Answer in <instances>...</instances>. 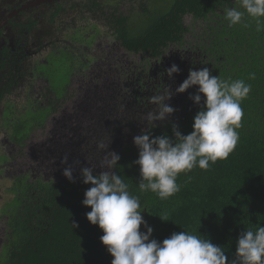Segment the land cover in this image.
Returning <instances> with one entry per match:
<instances>
[{
	"label": "trees",
	"instance_id": "16d2710c",
	"mask_svg": "<svg viewBox=\"0 0 264 264\" xmlns=\"http://www.w3.org/2000/svg\"><path fill=\"white\" fill-rule=\"evenodd\" d=\"M239 7V0H173L163 16L151 18L150 25L131 39V44L144 49H157L170 43H178L180 34L187 27L184 14L209 21L211 34L199 39L198 45L205 52H197L190 62H181L177 82L171 81L155 86L151 95L143 97V103L134 101L127 116L118 110L123 98L130 97L131 90L121 91L112 98L108 107L116 110L119 119L113 125L115 132L124 133L139 119L140 109H149L150 97L169 87L175 89L187 78L189 69L209 68L214 76L232 81L241 79L251 85L247 98L242 100L244 116L241 121L239 141L227 159L210 164L208 170L194 167L189 173H181L177 183L181 190L167 200H160L155 193L141 194L138 189L140 168L134 161L138 148L133 141L118 145L114 151L120 160L115 171L129 184V191L140 196L142 216L153 228L150 239L162 242L173 232L187 231L213 244L221 246L229 260L235 256L236 241L246 228L264 226V31L255 30V20L245 17V24L229 27L225 9ZM243 11V9H240ZM264 20V18H262ZM203 32H206L204 27ZM137 53V52H136ZM159 56L160 52H142ZM186 59V58H185ZM187 63V64H186ZM255 74L250 79V74ZM154 86L155 83H152ZM198 86H192L183 93H175L174 115L166 121H155L142 131L151 130L152 136L167 134L173 137L172 124L178 125L182 134H189L193 128L194 116L203 105H197L190 94ZM130 102V100H129ZM177 113V114H176ZM141 114V112H140ZM129 127V128H130ZM141 131V132H142ZM141 132L139 134H141ZM94 174H98L93 172ZM91 184L83 183L80 172L75 182L58 183L49 181L41 186L42 193L22 204L13 212L9 222L10 232L5 243L0 264H111L114 259L103 245L100 237L103 230L86 218L90 206L82 204L86 189ZM169 213V220L163 221L159 214ZM78 224L73 228L72 223Z\"/></svg>",
	"mask_w": 264,
	"mask_h": 264
},
{
	"label": "flooded vegetation",
	"instance_id": "af4514ba",
	"mask_svg": "<svg viewBox=\"0 0 264 264\" xmlns=\"http://www.w3.org/2000/svg\"><path fill=\"white\" fill-rule=\"evenodd\" d=\"M172 3L173 0H0V257L13 212L41 195L40 187L51 181L43 176V167H37L35 173L31 170L49 158V138L57 133L86 134L87 128L72 127L76 122L75 100L81 89L103 79L113 81L115 76L119 90L132 89L130 97L123 98L125 105L134 100L133 96L143 103L148 90L165 82H177V74L169 78L165 69L172 64L179 67L193 57L197 61V52H205L198 42L202 34L205 38L211 34L210 22L187 13V29L180 34L178 43L161 44L152 50L131 44V39L150 25L151 18L163 16ZM59 25L64 27L59 30ZM101 52L117 54L108 59ZM142 52L160 53L155 57ZM132 56L141 57L140 63L134 64L129 59ZM176 102L173 96L166 101L177 108ZM125 108L122 104L118 109ZM144 110L153 112L156 105ZM60 118L68 126L58 125L53 132L50 126ZM81 118L78 116L77 121ZM89 137L74 142L82 146ZM10 168H22L18 175L21 177L11 176ZM77 175L73 173L74 178ZM68 181L63 177L56 182Z\"/></svg>",
	"mask_w": 264,
	"mask_h": 264
},
{
	"label": "clouds",
	"instance_id": "9594fccd",
	"mask_svg": "<svg viewBox=\"0 0 264 264\" xmlns=\"http://www.w3.org/2000/svg\"><path fill=\"white\" fill-rule=\"evenodd\" d=\"M240 9H243L241 11ZM229 27L245 24V17L255 20V30L264 31V0H239V7L225 9ZM169 78L180 69L176 64L165 69ZM255 74H250L254 79ZM192 86H198L190 99L201 109L194 116L193 130L184 135L177 124H172L173 137L167 134L152 136L151 130L142 131L133 137L138 148V158L134 161L140 168L138 189L141 194L155 193L160 200H167L181 190L177 177L187 174L194 167L208 170L210 164L227 159L239 141L244 111L242 100L251 91V85L244 80H223L211 74L209 68L189 69L187 78L175 89L183 93ZM169 87L150 97L156 110L146 115L150 125L155 121H166L175 109L166 103L174 94ZM101 149L106 146L99 144ZM108 148V146H107ZM119 154L108 151L100 164L104 169L93 173L94 167H83L80 175L83 183L91 184L86 189L82 204L90 206L86 218L91 224L103 230L100 240L114 257L111 264H264V226L249 227L239 234L235 256L229 260L223 247L213 244L187 231L173 232L162 242L150 239L153 228L142 216L140 196L129 191V184L115 171ZM68 164V156L61 161ZM79 164V161H74ZM73 167L68 165L63 175L75 182ZM163 221L169 220V213L159 214ZM143 225L146 232L140 231ZM73 228L78 224L73 222Z\"/></svg>",
	"mask_w": 264,
	"mask_h": 264
},
{
	"label": "rangeland",
	"instance_id": "374dc122",
	"mask_svg": "<svg viewBox=\"0 0 264 264\" xmlns=\"http://www.w3.org/2000/svg\"><path fill=\"white\" fill-rule=\"evenodd\" d=\"M65 18V17H64ZM66 19H64L62 22H66L65 21ZM187 21V19H186ZM61 27H64L63 25H59V30ZM72 32V31H71ZM102 54H105L106 57L108 59H113L112 58V54L115 53L117 54V52H101ZM119 57V55H118ZM91 60L95 58H92L90 57ZM130 60L133 61V63H140L138 60H141L142 58L139 57V56H132L129 58ZM110 61V60H109ZM7 75L6 76H9L10 72L7 71ZM112 72V75H113V70L111 71ZM113 77V81H115V84L112 86V89L110 88V91L114 90V91H118V83L116 80V77L115 76H112ZM116 88V90H115ZM115 92V94H116ZM113 97V96H112ZM115 100H116V97L114 95L113 97ZM119 98L117 97V102H118ZM87 103L90 104V108H88V105L85 106L83 108V110H81L82 112V118H81V121H76L72 124V127L74 126L76 130H78L80 127L82 129H85L87 128L86 130V134H67L66 136L65 135H56L55 137V141H52L49 143V150L51 149V151H49V158L45 160V163L42 164V166H40V163L39 164H35L31 167V170L33 171V173H35L37 171V167L38 169H40L41 167H43L42 169V174L45 178L49 179V180H54V181H60L63 179V176L60 175V176H57L54 174L53 170H54V167H55V164L58 162V160L60 159V153L63 149V146L65 145H70L71 143H73L74 141H78V140H83L87 137L88 140L86 142V144L89 145V147H92V145L95 143V141L97 142L98 144V148L94 149L93 151H91V154L94 156L95 160H98L99 159V162H94V166H100L101 164V161L104 157V155L102 157L99 156V153L101 151H103L104 149L107 148V150L109 151H113L118 145H122L123 143H130L133 141V137L136 136V135H139V133L144 130L147 126H148V121L146 120V115L147 113H144L142 109H140V111L138 112L139 113V119H137L136 121H134L133 125L128 129L125 130L124 133H118V132H115V129L113 127V125L115 123H117L118 119H119V116H117L118 114H116V110L113 111V108L111 110V114L109 116V121H108V124L106 125V127L104 128L105 130H101L100 128L96 131H93V126L95 127H98L100 124L97 123V119H98V111H97V107H96V104H101L100 102L97 103H93L89 100H87ZM120 104L122 105V103L120 102ZM135 104V102H133L132 100L130 102H128V106L126 107V109H130L132 108V106ZM120 108V106H119ZM106 109V107H105ZM119 110V109H118ZM121 114H123L124 117H126L128 114H127V111L125 110H119ZM141 112V114H140ZM110 113V111H109ZM102 118L104 120H107L108 119V112L107 111H103V115H102ZM80 125V126H79ZM53 130V132L56 130V126L55 124L53 123L52 126H50ZM73 127V128H74ZM54 134V133H53ZM92 134V135H91ZM50 136V134H49ZM63 136V137H62ZM52 138V137H51ZM50 139V138H49ZM103 143L106 147L101 149L99 147V144ZM42 159V155L40 157V160ZM96 168V167H95ZM100 169V171H103L104 169H101L100 167H98ZM23 171L22 168H18V169H13L10 168L9 169V173L11 176H18L20 175V172ZM45 172H47L49 175H47ZM21 177V176H18V178ZM65 177V176H64ZM0 221H2V217L0 216ZM140 231H144L146 232V228L141 225L140 227Z\"/></svg>",
	"mask_w": 264,
	"mask_h": 264
},
{
	"label": "water",
	"instance_id": "95a60500",
	"mask_svg": "<svg viewBox=\"0 0 264 264\" xmlns=\"http://www.w3.org/2000/svg\"><path fill=\"white\" fill-rule=\"evenodd\" d=\"M113 85H114L113 81H108V80L103 79L102 82H95L94 86H92V87H86L84 89H81L80 96H78L77 100H75V105H76L75 106V113L76 114L74 113L75 114L74 118L76 119V121L78 120V116L79 117L82 116L81 110H83V108L85 106L88 105V108L91 107L90 104L87 103V100L90 99V101L93 103H95V102L99 103L100 102L101 103L100 105L96 104L97 111H98L97 123H99L100 125L98 127L93 126L94 127L93 131H96L99 128L101 130H105L104 128L108 124L109 119L104 120L102 118V115H103V111H105V107L106 108L108 107V109H107L108 112L110 111L109 102L114 97L115 92H116L114 90L110 91V88L112 89ZM115 90H116V88H115ZM74 114H71V116H73ZM54 124L56 127L58 125H61L64 127L68 126L66 121L61 119V118L59 120H56ZM57 135H59V136L65 135L66 136L67 134L66 133H60V134L57 133ZM55 137H56V135H53L52 138L49 139V141L50 142L55 141ZM96 148H98V144L96 141L92 145V147H89V145L86 143L81 146V145L77 144V142H73L70 145L63 146V149L60 153L61 157L58 160V162L55 164V167L53 170L54 174L57 176L62 175L64 177L63 170L68 165H71L73 167V169H74L73 173L74 174H78L80 172V169L83 167H91V166L94 167L93 172L99 173L100 169L98 167H100V166H98V167L94 166L95 165L94 162H99V159L95 160L94 156L91 154V151H93ZM49 151H51V149ZM108 151L109 150H107V148L104 149L103 151H101L99 153V156L102 157ZM65 155L68 156V164L67 165H64L61 163L62 158ZM77 160L79 161V164L74 163V161H77Z\"/></svg>",
	"mask_w": 264,
	"mask_h": 264
}]
</instances>
